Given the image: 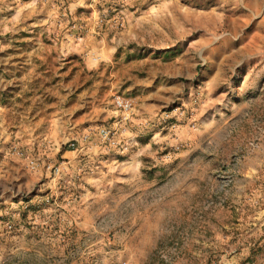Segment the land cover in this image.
Wrapping results in <instances>:
<instances>
[{
    "label": "rangeland",
    "instance_id": "374dc122",
    "mask_svg": "<svg viewBox=\"0 0 264 264\" xmlns=\"http://www.w3.org/2000/svg\"><path fill=\"white\" fill-rule=\"evenodd\" d=\"M0 264H264V0H0Z\"/></svg>",
    "mask_w": 264,
    "mask_h": 264
},
{
    "label": "built area",
    "instance_id": "2783aa9c",
    "mask_svg": "<svg viewBox=\"0 0 264 264\" xmlns=\"http://www.w3.org/2000/svg\"><path fill=\"white\" fill-rule=\"evenodd\" d=\"M118 105L123 108V109H130V107L132 106L131 101L129 100H125V99H118L117 100Z\"/></svg>",
    "mask_w": 264,
    "mask_h": 264
},
{
    "label": "crops",
    "instance_id": "0c3cea01",
    "mask_svg": "<svg viewBox=\"0 0 264 264\" xmlns=\"http://www.w3.org/2000/svg\"><path fill=\"white\" fill-rule=\"evenodd\" d=\"M141 186H142V184H141ZM139 188V187H138ZM233 260V259H232ZM236 260H238L236 257H235V259L233 260V261H236Z\"/></svg>",
    "mask_w": 264,
    "mask_h": 264
}]
</instances>
